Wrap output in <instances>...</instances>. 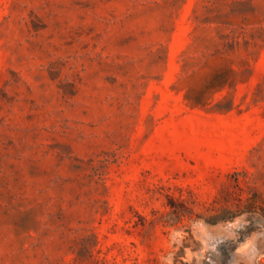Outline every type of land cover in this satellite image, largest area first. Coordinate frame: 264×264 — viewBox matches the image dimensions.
Here are the masks:
<instances>
[{
    "label": "rangeland",
    "instance_id": "rangeland-1",
    "mask_svg": "<svg viewBox=\"0 0 264 264\" xmlns=\"http://www.w3.org/2000/svg\"><path fill=\"white\" fill-rule=\"evenodd\" d=\"M0 264H264V0H0Z\"/></svg>",
    "mask_w": 264,
    "mask_h": 264
}]
</instances>
